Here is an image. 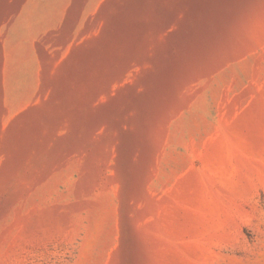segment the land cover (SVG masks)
<instances>
[{
	"label": "rangeland",
	"instance_id": "374dc122",
	"mask_svg": "<svg viewBox=\"0 0 264 264\" xmlns=\"http://www.w3.org/2000/svg\"><path fill=\"white\" fill-rule=\"evenodd\" d=\"M0 264H264V0H0Z\"/></svg>",
	"mask_w": 264,
	"mask_h": 264
}]
</instances>
